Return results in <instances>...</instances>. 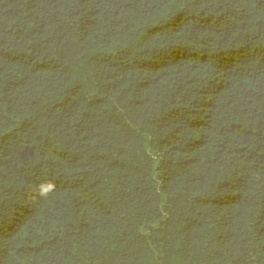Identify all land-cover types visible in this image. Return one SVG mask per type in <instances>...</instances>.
I'll list each match as a JSON object with an SVG mask.
<instances>
[{
    "label": "trees",
    "instance_id": "16d2710c",
    "mask_svg": "<svg viewBox=\"0 0 264 264\" xmlns=\"http://www.w3.org/2000/svg\"><path fill=\"white\" fill-rule=\"evenodd\" d=\"M0 264H264V0H0Z\"/></svg>",
    "mask_w": 264,
    "mask_h": 264
},
{
    "label": "clouds",
    "instance_id": "9594fccd",
    "mask_svg": "<svg viewBox=\"0 0 264 264\" xmlns=\"http://www.w3.org/2000/svg\"><path fill=\"white\" fill-rule=\"evenodd\" d=\"M55 188L52 183L41 184L38 189V194L41 197H47Z\"/></svg>",
    "mask_w": 264,
    "mask_h": 264
}]
</instances>
